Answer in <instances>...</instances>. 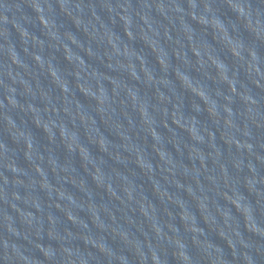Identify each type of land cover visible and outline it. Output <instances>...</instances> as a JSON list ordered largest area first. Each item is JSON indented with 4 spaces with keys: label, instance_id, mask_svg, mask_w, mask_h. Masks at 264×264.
I'll use <instances>...</instances> for the list:
<instances>
[{
    "label": "water",
    "instance_id": "water-1",
    "mask_svg": "<svg viewBox=\"0 0 264 264\" xmlns=\"http://www.w3.org/2000/svg\"><path fill=\"white\" fill-rule=\"evenodd\" d=\"M0 264H264V0H129L0 150Z\"/></svg>",
    "mask_w": 264,
    "mask_h": 264
}]
</instances>
